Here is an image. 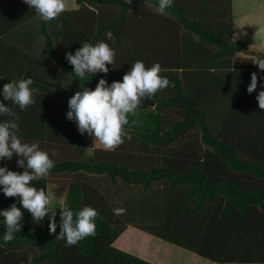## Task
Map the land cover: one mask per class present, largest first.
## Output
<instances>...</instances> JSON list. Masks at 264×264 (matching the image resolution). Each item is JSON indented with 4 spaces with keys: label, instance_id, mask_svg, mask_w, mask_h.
Returning a JSON list of instances; mask_svg holds the SVG:
<instances>
[{
    "label": "trees",
    "instance_id": "1",
    "mask_svg": "<svg viewBox=\"0 0 264 264\" xmlns=\"http://www.w3.org/2000/svg\"><path fill=\"white\" fill-rule=\"evenodd\" d=\"M214 1L174 0L166 14L159 15L158 0H75L76 9L43 22L24 0H0V88L31 77L35 101L23 111L11 101L4 103L16 113L22 141L39 142L55 161L47 177L32 183L48 192L51 177H67L63 207L75 212L91 206L98 212L96 234L66 246L56 239L59 213L56 232L50 233L47 219L37 223L23 210V226L15 239H0V264H194L191 258L196 264H264V109L246 88L241 105L235 103V94L228 97L233 115L221 120L208 100L185 83L187 71L198 70L206 79V96L213 99L224 89L217 75L221 64L231 72L260 71L259 59L237 56L240 49L231 39V0ZM107 31L114 34L115 43L106 39ZM102 40L115 49L113 66L108 65L107 74L79 79L65 53ZM204 56L209 66H203ZM138 60L146 67L159 63L160 75L173 85L145 98L154 106L136 110L146 117L144 133L129 131L142 150H162L159 165L145 170L126 164L133 160V151L127 149L130 141L116 155L118 146L111 152L92 148V137L80 135L70 120L65 138L64 121L60 124L68 100L78 90L96 87L102 77L109 83L120 81ZM228 78L231 90L235 83ZM8 119L0 116V121ZM193 132L199 144L191 139ZM64 138L81 148L76 157L67 155L73 159L57 153L65 150L59 148L64 143L56 144ZM87 150L90 158L84 156ZM18 158L14 154L0 166L23 172ZM96 179L108 181L104 191ZM107 186L117 195L122 189L138 191L118 203L112 202L116 192ZM13 203L22 207L18 197L0 192V210ZM116 208L124 212L115 215ZM5 230L0 217V237ZM129 232L149 238L153 246L159 242L165 251L152 258L119 247L118 241Z\"/></svg>",
    "mask_w": 264,
    "mask_h": 264
},
{
    "label": "clouds",
    "instance_id": "2",
    "mask_svg": "<svg viewBox=\"0 0 264 264\" xmlns=\"http://www.w3.org/2000/svg\"><path fill=\"white\" fill-rule=\"evenodd\" d=\"M31 9H34L39 19L50 22L57 18L66 9L65 0H24ZM174 0H158L156 12L165 15L173 6ZM106 39L115 43L114 34L106 32ZM236 39L237 37L234 36ZM115 49L107 42L99 41L96 44L84 42L75 52H66L65 60L73 66L72 73L81 80H87L89 75L98 73L107 74L108 65L114 64ZM259 72L251 74V80L247 87L249 94L257 90L258 82L260 90L256 99L260 109H264V59L256 63ZM162 69L159 63L146 67L143 61H136L130 70L123 75L122 80L108 82L100 78L94 90L83 87L68 100L66 118L74 121L81 135L87 133L96 143L106 149H112L123 143L122 137L128 133L124 126L128 124V115L136 114L145 98H153L155 94L169 86L170 81L166 76H161ZM31 77L12 80L3 84L0 88V116H9L11 119L0 121V162L12 160L15 154L19 158L16 161L23 172L10 170L7 165L0 166V192L6 197H18L22 207L13 203L9 208L0 210L3 218L5 232L0 239L7 243L15 239V233L22 229L21 221H24V211L31 214L32 220L40 222L47 219L50 233H55L57 228V212L52 207L55 194L37 189L33 181H39L49 175L55 167V161L50 158L47 151L41 150L39 142H23L18 135L19 124L14 113L4 101H11L21 111L35 103L31 86ZM54 154V153H53ZM62 209L59 216L60 232L56 239H63L66 246H73L79 241L96 234V217L98 212L91 206H84L77 211L69 207ZM115 215L124 212L123 208L113 210Z\"/></svg>",
    "mask_w": 264,
    "mask_h": 264
},
{
    "label": "rangeland",
    "instance_id": "3",
    "mask_svg": "<svg viewBox=\"0 0 264 264\" xmlns=\"http://www.w3.org/2000/svg\"><path fill=\"white\" fill-rule=\"evenodd\" d=\"M6 1V0H5ZM209 2L211 3L212 0H209ZM214 2L220 4L221 1L219 0H215ZM3 3H5L3 1ZM23 5V2H21ZM65 4H66V9L65 10H72L74 7H76L75 5V1L74 0H65ZM202 7V5H200ZM206 6H209V3H206L203 8H205ZM260 6V7H259ZM249 13V16H247ZM231 20H232V41L234 40V42H236V46L239 49H245V47L247 46V44H245L244 42H241L242 39H247L248 41H250V43H253L254 46H263L264 47V0H231ZM217 21V19H216ZM224 21V20H222ZM201 25H204L206 27H208V25L206 23H200ZM234 28V31H233ZM54 30H56L55 26H54ZM234 36H236L237 38L235 39ZM244 43V44H243ZM240 45V46H238ZM246 45V46H245ZM252 52V51H250ZM241 52H239L237 54V56H241L240 54ZM249 53V52H248ZM262 53H258V54H263ZM256 52H254V57H256V60L258 59V55ZM262 59V58H259ZM185 63H181L182 66L186 69L187 65V61L186 59H184ZM226 69V68H224ZM199 74V73H198ZM232 91L235 92L236 90V95L234 96V101L235 103H237L241 98L243 94V91H239L240 89H238V86L236 85V89L235 88H231ZM235 94V93H234ZM246 96V95H245ZM66 110V109H64ZM68 111V106H67V110L66 112L63 113L62 118L63 120L61 121V125L64 121L63 124H65V127L63 128L65 130V133H63L65 135L66 138V128L69 121L66 118V113ZM130 115V114H129ZM128 115V117H129ZM136 118L133 120H129L128 118V124L130 125L132 123V128L130 129L131 132H136V133H144L143 128L146 127V117L145 115H143V113L141 112H136V114L134 115ZM217 119V118H215ZM71 121V120H70ZM210 124L211 126L214 125V121L213 119L210 120ZM72 124L74 125L73 127H76V123L74 121H72L70 127H72ZM126 126V125H125ZM128 127V126H127ZM124 129L127 131L128 136L127 137H123V143H121L120 145H118L117 148V152L116 155H120V148H124L125 142L126 141H130V146L128 144L127 149H131L133 151L132 153V157L133 160H129L128 163H126L128 166H139L140 168H142L143 170L147 169L148 167L152 166V167H157L159 165V157L162 153L161 151H156L153 149H147V150H142L141 146L139 145V143L136 140H133L134 137H132V134H129V129L125 128ZM78 132V129H77ZM81 135V134H80ZM83 136H87V133H85ZM192 140H196V142L198 143V134L195 132L191 133L190 135ZM89 137V136H88ZM64 138V139H65ZM58 143H64L61 147H59L60 149H65L62 152L61 151H54L51 150L53 153L57 152L59 155L61 156H66L70 159H73L72 156L76 157L78 155V149H81L80 146H78V144H74L73 146H71L70 141L66 140H62ZM95 143V140L92 138V148H93V144ZM199 144V143H198ZM132 145V146H131ZM69 147V148H68ZM92 151V149H90ZM87 150L84 152V156L90 158L91 156V151ZM97 150V149H96ZM114 150V149H112ZM72 154V156H67ZM62 160H64L62 158ZM60 161V160H58ZM140 162V163H139ZM87 176H85L86 178ZM84 178V179H85ZM55 178L51 177V183L48 186V192H52L55 194V199L52 202V207L56 208V212L60 213V211H62V209H60L59 207H63L64 205V198H65V193L67 190V183H68V178L64 177L62 178H58L57 180L54 181ZM91 179V178H90ZM97 180V179H96ZM102 180H97V183H99V190H103L106 187L105 184L108 183V181H105L104 183H100ZM101 186V187H100ZM108 187V186H107ZM116 187L121 188L122 185L120 183L116 184ZM112 189L110 190V192H116V195H113L112 198V202H124L125 200L123 199H130L133 198L132 194H135V191H138V189H132L131 191H125V190H121L119 193V195H117V191L114 187H108L107 189ZM103 197H105V193H102ZM112 196V195H110ZM119 247L122 248H126L128 251H133L135 253H138L141 257L143 256H148V257H152L155 258L157 256H159L162 252L161 246L157 247V246H153L149 241H146V239L139 234H135V233H127L125 235V237L123 239H121L120 241H118L117 244ZM164 250V249H163ZM166 253V252H165Z\"/></svg>",
    "mask_w": 264,
    "mask_h": 264
},
{
    "label": "crops",
    "instance_id": "4",
    "mask_svg": "<svg viewBox=\"0 0 264 264\" xmlns=\"http://www.w3.org/2000/svg\"><path fill=\"white\" fill-rule=\"evenodd\" d=\"M76 7H74L73 9H76ZM250 14H252V13H249L247 16H249ZM233 31H234V28H233ZM232 36H233V33L231 34V38H232ZM193 41L194 42H192V43H195V40H193ZM233 42H234V40H233ZM241 42H244L245 44H247V46L245 45L246 46L245 49H240L241 56H238V57L253 58L256 61V57H254V56L251 57L250 55H248V52L252 51V52H256L257 54L264 52V47L261 46V45L254 46V44L250 43V41H248L247 39H242ZM234 43L236 44V42H234ZM238 46H240V45H238ZM206 57L207 56L202 57L203 58V60H202L203 61V66H206V65L209 66V63H207V64L205 63L206 62L205 61ZM194 59H195V57L192 58V60H194ZM221 66H222L223 69L218 71L217 75L219 76L220 81L222 83H224V89H222L220 92H218V94H215L216 96L213 99H211L209 96L208 97L206 96V90H207L206 79H205V77L203 79V77L201 78L199 76L200 74H198V70H189V71H187L185 83L188 85V87H190V88L194 87L196 91L200 92V94H202V96H203V99L205 101L208 100V102L211 104V106L213 108L214 115H217V116L220 115V118L222 120V118L226 119V117H231V114L233 112L232 111L229 112L228 97H232L234 95V93L236 95V90H235V92L230 90V89L228 90V83H230V81H229L230 79L228 77L230 76L231 80L235 83L233 88L236 89V85H237L238 89H241V90L244 89L245 90L248 87V85H249L248 83L251 80V74L254 71L253 72H240V71H234V72L232 71L231 72V71H228V70L224 69L225 66L223 64H221ZM205 75L206 74H202V76H205ZM198 85H200V87L197 90L196 87ZM260 90H262V89L260 88V84L258 83L257 90H255L253 93H251L252 97H254L256 99V96L258 95V92ZM239 101L240 102L238 103V105H241V101H243V98H241ZM248 103H250V102H248ZM60 104H62V106L66 109V104L65 103L61 102ZM239 107H242V106H239ZM263 116H264V114H263ZM128 118L131 121V120L135 119L136 117L134 115L130 114ZM232 121H234V120L230 119V123H232ZM124 127L128 128L129 131H131L130 129L132 128V123L130 125H126ZM145 129H146V127L143 128V131H145ZM93 148L97 149V150L111 152L112 149H114L115 147L112 148V149H106L103 145H100V144L96 143V141H95V143L93 144ZM144 238L146 239V241H149L151 244H153L149 238H147V237H144ZM155 244H156L157 247H160L159 245H157V244H160L159 242H157ZM162 251L164 252L165 250L161 249V252ZM191 260L194 262V264H196L195 258H191Z\"/></svg>",
    "mask_w": 264,
    "mask_h": 264
},
{
    "label": "water",
    "instance_id": "5",
    "mask_svg": "<svg viewBox=\"0 0 264 264\" xmlns=\"http://www.w3.org/2000/svg\"><path fill=\"white\" fill-rule=\"evenodd\" d=\"M258 58L264 59V53L263 54H258ZM90 89L94 90L95 87H90ZM141 106H154L153 102L150 99H144L141 101Z\"/></svg>",
    "mask_w": 264,
    "mask_h": 264
}]
</instances>
